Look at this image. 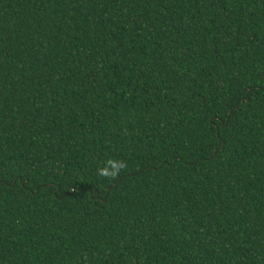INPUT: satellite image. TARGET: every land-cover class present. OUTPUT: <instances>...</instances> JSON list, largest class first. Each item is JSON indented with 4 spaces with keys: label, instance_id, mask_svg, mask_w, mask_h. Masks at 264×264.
<instances>
[{
    "label": "trees",
    "instance_id": "obj_1",
    "mask_svg": "<svg viewBox=\"0 0 264 264\" xmlns=\"http://www.w3.org/2000/svg\"><path fill=\"white\" fill-rule=\"evenodd\" d=\"M0 264H264V0H0Z\"/></svg>",
    "mask_w": 264,
    "mask_h": 264
},
{
    "label": "clouds",
    "instance_id": "obj_2",
    "mask_svg": "<svg viewBox=\"0 0 264 264\" xmlns=\"http://www.w3.org/2000/svg\"><path fill=\"white\" fill-rule=\"evenodd\" d=\"M127 168L126 161L109 159L106 166L98 168L97 174L101 177L115 179L118 177L122 170Z\"/></svg>",
    "mask_w": 264,
    "mask_h": 264
}]
</instances>
